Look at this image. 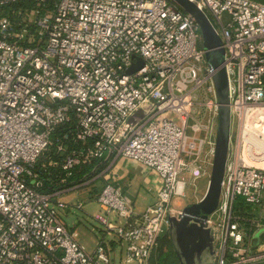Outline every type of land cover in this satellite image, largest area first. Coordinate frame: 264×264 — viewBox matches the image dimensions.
Masks as SVG:
<instances>
[{
    "label": "built area",
    "instance_id": "1",
    "mask_svg": "<svg viewBox=\"0 0 264 264\" xmlns=\"http://www.w3.org/2000/svg\"><path fill=\"white\" fill-rule=\"evenodd\" d=\"M196 1L223 41L232 117L209 264H264V1ZM206 52L174 0H0V264H112L110 243L122 264H152L183 208L173 199L211 174ZM122 158L158 175L142 211ZM91 200L105 234L89 248L60 210Z\"/></svg>",
    "mask_w": 264,
    "mask_h": 264
},
{
    "label": "water",
    "instance_id": "2",
    "mask_svg": "<svg viewBox=\"0 0 264 264\" xmlns=\"http://www.w3.org/2000/svg\"><path fill=\"white\" fill-rule=\"evenodd\" d=\"M174 1L191 13L200 24L207 60L214 70L219 102L215 152L206 191L197 201L184 205L177 217H172L173 242L181 263L198 264L204 251L212 249L213 234L206 220L218 207L230 149L232 129L230 81L222 38L206 13L198 7L196 0ZM137 68L138 66H133L130 71Z\"/></svg>",
    "mask_w": 264,
    "mask_h": 264
},
{
    "label": "rangeland",
    "instance_id": "3",
    "mask_svg": "<svg viewBox=\"0 0 264 264\" xmlns=\"http://www.w3.org/2000/svg\"><path fill=\"white\" fill-rule=\"evenodd\" d=\"M215 136V135H214ZM207 177H203L197 180L189 178V184L186 188L185 195L181 197H175L173 203L179 205H186L187 203L197 201L200 199L206 191ZM206 186V187H205ZM86 189H81L77 193L67 194L65 199L74 201L78 199V195L84 192ZM101 209L96 201H88L83 210L80 209H71L69 213H66L65 210H60V216L64 222L69 226V228L75 227L78 231L79 240L86 244L89 248H92L95 245V240L103 237L105 232L103 231V225L94 219V215L100 212ZM106 239L109 241L112 239V236L107 235ZM119 245V244H118ZM160 245V244H159ZM158 245V247H159ZM112 243L109 244V251L113 259L112 264H122L121 263V247H112ZM156 248V250L158 249ZM156 252V251H155ZM212 251L208 248L204 251L202 255L201 264H209L212 259ZM136 264V263H134Z\"/></svg>",
    "mask_w": 264,
    "mask_h": 264
},
{
    "label": "crops",
    "instance_id": "4",
    "mask_svg": "<svg viewBox=\"0 0 264 264\" xmlns=\"http://www.w3.org/2000/svg\"><path fill=\"white\" fill-rule=\"evenodd\" d=\"M115 169L125 194L134 203L138 211H142L148 204L154 202L158 175L153 170L128 158H122ZM205 177L208 178V176ZM207 184L208 179L206 186ZM112 247H114V243Z\"/></svg>",
    "mask_w": 264,
    "mask_h": 264
},
{
    "label": "trees",
    "instance_id": "5",
    "mask_svg": "<svg viewBox=\"0 0 264 264\" xmlns=\"http://www.w3.org/2000/svg\"><path fill=\"white\" fill-rule=\"evenodd\" d=\"M159 244L151 259L152 264H182L170 233L161 237Z\"/></svg>",
    "mask_w": 264,
    "mask_h": 264
},
{
    "label": "bare ground",
    "instance_id": "6",
    "mask_svg": "<svg viewBox=\"0 0 264 264\" xmlns=\"http://www.w3.org/2000/svg\"><path fill=\"white\" fill-rule=\"evenodd\" d=\"M257 163L263 165L264 164V160H258Z\"/></svg>",
    "mask_w": 264,
    "mask_h": 264
}]
</instances>
